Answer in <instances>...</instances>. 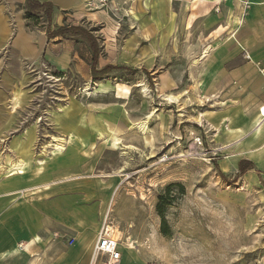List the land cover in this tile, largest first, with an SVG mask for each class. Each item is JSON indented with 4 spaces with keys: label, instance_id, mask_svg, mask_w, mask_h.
<instances>
[{
    "label": "rangeland",
    "instance_id": "374dc122",
    "mask_svg": "<svg viewBox=\"0 0 264 264\" xmlns=\"http://www.w3.org/2000/svg\"><path fill=\"white\" fill-rule=\"evenodd\" d=\"M241 2H229L235 25ZM88 3L86 17L98 13V23L70 18V27L95 38L96 69H114L93 76L82 37L70 38L65 68L44 54L0 51V211L29 209L45 193L61 205L79 195L74 205L94 206L97 222L109 211L121 244L134 242L137 264H264V164L242 154L233 167L223 165L231 152H264V125L258 136L249 135L260 106L234 111L209 99L195 71L203 62L189 56L207 35L226 34L222 23L206 19L216 11H195V4H155L149 11L146 0ZM196 12L207 15L192 22ZM23 20L28 33L46 29L40 11L25 10ZM210 51L207 46L203 56ZM95 84L106 93L92 94ZM150 113L144 135L131 127ZM224 125L237 135H223ZM92 126L116 129L118 140L111 145ZM57 138L66 139L62 154L53 150ZM21 151L24 174L14 184L25 190L5 195L8 182L1 178ZM240 161L253 170L241 175ZM47 184L48 192L36 189Z\"/></svg>",
    "mask_w": 264,
    "mask_h": 264
},
{
    "label": "crops",
    "instance_id": "0c3cea01",
    "mask_svg": "<svg viewBox=\"0 0 264 264\" xmlns=\"http://www.w3.org/2000/svg\"><path fill=\"white\" fill-rule=\"evenodd\" d=\"M36 1L50 3L53 10L46 29L32 34L27 32L23 20L26 0H0V51L9 47L19 56L44 54L48 57V62L65 68L70 62V38L81 36L64 34L48 38L45 30L49 28V32L54 33L59 29H70V18L85 20L88 24L98 23L94 18H99V15L88 13L92 17H86V0ZM229 2L230 0H146V8L151 11L155 9V4H162L163 8H167L169 4H177L179 9H182L187 4L190 6L195 4V11L202 10L203 7L208 10L214 9L217 14L212 13L206 19L216 25L222 23L221 27L227 28L226 34H221L220 39L207 35L204 37L206 44L198 46L200 52L196 53L195 50L194 56L189 54L190 60L203 62L202 68L195 70H198L197 73L200 72L199 76L197 75V83L201 81L198 85L209 99L219 104H232L234 111L239 107L241 109L247 106H260L258 116L264 108V0H253L241 14L236 25L232 17L227 16ZM94 3L97 4L96 2L91 4ZM198 13H195L192 22L205 19L207 15ZM189 15L191 11L186 12L185 22ZM207 46L212 51L203 56ZM100 85L101 93H106L102 91L105 90V86ZM260 119L262 122L257 136L264 125V118ZM92 128L98 137L110 139L111 145L113 144L112 138H116V129L110 127L105 129L100 126ZM222 134L228 138L237 135L235 129H229L225 125ZM249 135L253 136L252 130ZM117 149L118 146L114 148ZM230 154L238 157L230 163L223 164L233 167L242 154H247V157L254 159L257 164H264L263 157L257 158V154L264 152L252 153L244 150ZM14 180H6L8 188H5V193L17 189ZM108 186L109 183L105 190ZM50 187L51 185L47 184L36 189L42 188L48 192L51 190ZM68 196L65 197L67 200L65 205L59 204V198L45 193L44 197L37 200L29 209L19 207L18 210L13 209L9 212L0 211V264H88L101 220L98 224L94 206L74 205L79 195ZM103 198L104 196L101 200ZM57 236L60 239L65 238V241L53 238ZM70 239L74 242L68 246L66 240ZM119 239V264H137L138 256L134 250L136 246L132 245L133 249H128L121 244L122 238Z\"/></svg>",
    "mask_w": 264,
    "mask_h": 264
},
{
    "label": "bare ground",
    "instance_id": "6f19581e",
    "mask_svg": "<svg viewBox=\"0 0 264 264\" xmlns=\"http://www.w3.org/2000/svg\"><path fill=\"white\" fill-rule=\"evenodd\" d=\"M88 2H90L91 0H87ZM89 4V3H88ZM243 13V12H242ZM90 89V88H89ZM101 85L99 84V85H95V87L94 88H92L90 91H92V94H98V93H101ZM117 91H121V93L122 92H128V89L127 88H125V87H123V88H120L119 86H117ZM118 95V94H117ZM165 98L167 99V100H169V102L172 104V103H175L176 102V98H174V97H172V96H170V95H166L165 96ZM151 115H152V113H150L149 115H147V120L145 121V122H141V123H138V124H136V125H133V126H131V127H135L140 133H142L143 135L147 132V121L150 119V117H151ZM201 116V115H200ZM264 118V108L262 109V111H260V114L253 120V122H252V135L255 137V136H257V134L259 133L258 131H259V129H260V127H261V122H262V120L260 119V118ZM200 119V118H199ZM55 122H56V125H57V123L58 122H60L58 119H56L55 120ZM201 122V121H200ZM109 133H110V131H109ZM108 135H110V134H108ZM69 137H70V135H69ZM68 137V138H69ZM102 137V136H101ZM114 140V142H116V138H113ZM65 143H66V139H63V138H57V139H55L54 140V144L52 145L53 146V150L55 151V152H57V153H59V154H62L64 151H65ZM116 145V144H115ZM24 151V150H23ZM23 151H21L19 154H20V158H16L15 159V161H14V163L12 164V163H9V164H12L11 166H10V169L8 170V171H6V172H4L3 174V177L1 178V179H4V180H8V181H11V180H14V179H16V178H19L20 176H23V174H24V171H23V169H24V166H25V161H24V157H23V154H24V152ZM17 155V154H16ZM25 155V154H24ZM26 157V156H25ZM238 157V155H232V154H230L229 156H227L226 158H225V160H224V162L225 163H230L231 161H233V160H235L236 158ZM264 158V154H257V158L258 159H261V158ZM31 158V157H30ZM27 160V159H26ZM29 160V159H28ZM33 164V163H32ZM45 164V163H44ZM224 165V164H223ZM3 172V171H2ZM0 175H2V174H0ZM1 181V180H0ZM42 187V186H41ZM25 190V189H24ZM24 190H18V188L17 189H14V190H12V191H7V193H5V195L6 194H12V193H18V192H22V191H24ZM20 194V193H19ZM112 204V203H111ZM116 204H117V202H116ZM118 235H122V233L120 232V231H118ZM129 246V247H128ZM127 246V248L128 249H133L132 247H131V245L129 244ZM18 248H20V247H18Z\"/></svg>",
    "mask_w": 264,
    "mask_h": 264
},
{
    "label": "built area",
    "instance_id": "2783aa9c",
    "mask_svg": "<svg viewBox=\"0 0 264 264\" xmlns=\"http://www.w3.org/2000/svg\"><path fill=\"white\" fill-rule=\"evenodd\" d=\"M252 2L253 0H242L241 3L244 10ZM96 3L103 7L107 3V0H96ZM89 4H91V1ZM101 218L100 228L88 264H119L120 253L118 251V245L120 239L117 228L109 219V211H105V214ZM73 242L72 239L66 240L68 246H71Z\"/></svg>",
    "mask_w": 264,
    "mask_h": 264
},
{
    "label": "trees",
    "instance_id": "16d2710c",
    "mask_svg": "<svg viewBox=\"0 0 264 264\" xmlns=\"http://www.w3.org/2000/svg\"><path fill=\"white\" fill-rule=\"evenodd\" d=\"M52 5L50 3H39L36 0H26V11L27 13L33 12H42L46 18L47 25L50 23L51 13H52ZM46 34L48 38L56 37L59 35L70 34V36H81L86 40L89 45L90 52H91V64H90V71L93 76L99 73H104L106 70H112L113 67L106 66L101 71L96 70L97 59H98V47L95 38L89 33L88 31L84 30L83 28L79 27H71L70 29L64 30L59 29L54 33L49 32V28L46 30ZM238 170L239 173L242 175L248 170H253L252 163L248 161H240L238 163ZM160 205L158 206V214L162 217V214L159 211ZM162 234H165V231L162 229Z\"/></svg>",
    "mask_w": 264,
    "mask_h": 264
}]
</instances>
